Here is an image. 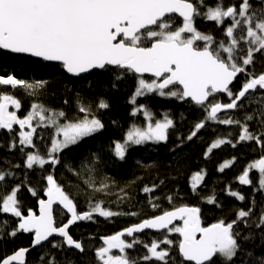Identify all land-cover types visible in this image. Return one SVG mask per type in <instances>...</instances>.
Wrapping results in <instances>:
<instances>
[{
	"label": "trees",
	"instance_id": "trees-1",
	"mask_svg": "<svg viewBox=\"0 0 264 264\" xmlns=\"http://www.w3.org/2000/svg\"><path fill=\"white\" fill-rule=\"evenodd\" d=\"M216 2L217 0H205L206 4L212 6ZM221 2L225 6L239 5L240 0ZM252 3L260 11V0H252ZM170 17L173 28L182 26V21L177 16ZM230 23V19H226L223 24L217 25L215 21H209L202 15L194 17V26L201 33L213 36L217 43L221 40L228 41L225 31ZM236 34L240 35V29L236 30ZM197 44L202 46L204 42L198 41ZM249 46L246 40L240 42V49L243 51L238 49L237 56L241 65L240 57L246 54ZM242 66L245 72L240 73L230 87L234 95L242 89L246 79L264 74V51L254 54L253 63ZM7 74L32 84L44 82L42 87H34L32 91L23 87H0V94L12 95L20 102L19 109L9 105L18 118H24L32 111L33 104L43 106L47 110L46 116L63 111L65 117H58L56 125L47 121L41 124L35 121L33 127L36 132L33 133L32 146L19 144L21 129L18 125H13L11 131L0 129V173L6 175V180L0 182V196L10 194L18 186L17 202L21 213L25 215L29 210L37 211V202L48 186L47 176L52 175L75 204L77 214L89 212L92 215L91 219L75 223L69 231L73 239L81 242L84 249L82 253L67 248L63 240L52 238L31 250L25 264H49L50 260H54L55 264H102L95 252L100 247H106L104 236L113 235L133 223L184 205L200 208L203 226L221 219L226 223L237 220L234 231L239 233L243 264H249V261L261 264L264 258V228L257 225L260 216L264 214V191L258 187L259 171L256 169L249 170V179L252 181L249 185L241 184L239 176L250 164L264 157V146L255 141H240L239 136L243 132L242 126H247L257 136L264 132V89L251 91L237 102V108L210 120L206 110L209 102L229 103L231 98L227 94L214 95L203 106H196L190 100L167 94L161 96L158 91L136 96L139 79L151 82L153 78L140 77L117 67L106 66L103 70L72 78L64 73L61 65L0 50V75ZM168 91L169 89L165 90L166 93ZM101 101L107 103L108 107L100 108ZM81 106L87 108L88 112H80ZM145 112L150 117L145 116ZM85 115L99 119L103 128L90 136L82 137L74 145L51 153L57 126L75 122ZM248 116L253 118L248 120ZM165 117L173 121L167 130L166 141L129 143L123 159L115 154V144L123 142L129 130L144 128L150 123L154 125L157 121L162 122ZM227 119L240 123H220V120ZM197 123H203L204 127L197 130ZM193 131L196 135L189 139ZM217 140L225 143L209 151ZM28 153H38L49 161L51 157H55L58 163L49 162L43 166L35 164L28 168ZM226 162H229V166L221 171V166ZM197 173L202 174L199 182L194 181ZM145 188L151 191L145 192ZM29 189L35 190L36 195ZM231 192L243 195L245 199L239 200L230 195ZM208 197H214L215 203L209 204ZM97 204L102 210L118 215H99L93 211ZM153 204L157 207H152ZM53 209L57 227L71 216L62 205ZM249 209L251 215L245 221H240L238 211ZM0 220L7 221L6 227L0 229V260L20 248L30 247L32 233L19 230L18 217L0 211ZM13 231H16L15 236L11 235ZM125 239L129 242L139 241L132 249L126 250L129 256L138 259L139 264H163L160 261L142 259L144 255H150L145 245L150 246L153 241L160 244L158 250L169 252L170 264H181L178 253L179 233L169 232L167 229L155 234L145 231L132 239ZM165 239L172 240L173 243L165 245L162 243ZM53 243L59 247L53 248ZM116 253H119L117 249H113L112 254Z\"/></svg>",
	"mask_w": 264,
	"mask_h": 264
},
{
	"label": "snow or ice",
	"instance_id": "snow-or-ice-1",
	"mask_svg": "<svg viewBox=\"0 0 264 264\" xmlns=\"http://www.w3.org/2000/svg\"><path fill=\"white\" fill-rule=\"evenodd\" d=\"M260 3L262 7L257 11L252 0H240L239 5L227 6L223 5L221 0H217L215 6L206 4L205 0H0V50L26 54L44 61L60 62L66 72L77 76L92 69H104L106 66H116L141 75L152 74L156 79L151 82L139 79L136 96L158 91L161 96L167 94L180 99L188 98L203 106L209 101V97L216 93H226L231 102H209L206 109L208 119L215 120L217 113L222 109L237 108V101L245 98L249 90L264 89V74L246 79L242 89L235 95L229 88L237 75L245 72L242 65L253 63L254 54L264 51V0H260ZM202 8L206 10L201 11ZM170 14L181 17L182 26L173 28ZM201 15L209 21H215L217 25L230 19L231 23L225 31L228 41L221 40L217 43L213 36L201 33L194 26V17ZM237 29H240L239 36L236 34ZM242 40H246L250 46L246 54L240 57L241 65L237 51H243L240 49ZM198 41H203L204 44L200 46ZM43 84L44 82L28 83L11 74L0 75V87L32 89L42 87ZM172 88L175 90H171ZM166 89H169L167 93ZM132 102H135L134 98ZM9 105L16 109L21 106L12 95L0 94V129L11 131L13 125H19V144L22 146L33 145L32 137L36 132L32 125L34 118L38 117L40 122L47 121L56 125L58 117H65L63 111L46 116L47 110L43 106L33 104L32 111L24 118H18L16 112L8 110ZM99 107L107 108L108 104L101 101ZM79 111L87 113L88 109L81 106ZM144 114L150 117L148 112ZM252 118L247 117L248 120ZM220 123L240 122L227 119L220 120ZM172 124L173 121L165 117L162 122L157 121L154 125L150 123L147 129L133 128L127 133L124 144H115V154L123 159L128 142L141 144L148 140L166 141L167 130ZM25 126L31 131H23ZM57 127L58 134L63 135V140L52 141L51 153L76 144L82 137L90 136L103 128V124L99 119H89L88 115H85L82 119ZM202 127L203 123L195 125L197 130ZM242 127L240 141H255L264 146V132L257 136L250 132L247 126ZM195 135L196 132L193 131L188 138L191 139ZM222 143L225 141H215L209 151ZM49 162L56 164L58 160L55 157H51L50 161L45 160L38 153L27 154L28 168L35 164L43 166ZM228 166L229 162H226L221 166V171ZM250 169L259 171L258 187L264 191V157L250 164L239 176L241 184L252 183L249 179ZM201 179V173L194 177L195 182ZM5 180L6 175L0 173V182ZM47 185V199L39 200V215L31 210L27 216L22 215L17 202L18 186L14 187L10 194L0 196V211L18 217L19 230L25 233L34 232V245H40L41 242L48 241L53 234H59L68 246L83 252L81 243L75 241L67 229L78 220L91 219V213L78 215L75 204L52 175L47 176ZM29 190L36 195L35 190ZM144 191L149 192L151 189L145 188ZM230 195L239 200L245 199L236 192H231ZM168 199L171 201V197ZM57 202L71 213V219L60 227L54 226L53 219V205ZM207 202L213 204L215 198L208 197ZM152 207L157 205L153 204ZM93 211L104 217L118 215L102 210L99 204ZM200 211L198 207L183 206L164 211L151 219H144L141 223L104 238L106 247H100L95 256L102 264H139L137 258L126 253L127 249H132L139 241L126 243L122 239L125 233L132 236L144 229H167L169 232L179 233L182 237L178 243L181 264H243L239 233L234 231L237 220L226 223L221 219L208 227H202ZM250 215L251 209L237 213L240 221H245ZM177 219L182 220L183 225L169 228ZM6 225L7 221L0 220V229ZM257 226L264 228V214L260 216ZM11 235L15 236L16 231ZM162 243L171 245L173 241L165 239ZM52 247L57 248L59 245L53 243ZM145 247L150 255H144L143 260L170 264L169 252L158 250L159 243L153 241L150 246ZM113 249H118L120 254H112ZM27 251L28 249L22 248L0 264H13V261L24 264ZM49 264H55V261L50 260ZM249 264L252 262L249 261ZM261 264H264V258Z\"/></svg>",
	"mask_w": 264,
	"mask_h": 264
},
{
	"label": "water",
	"instance_id": "water-1",
	"mask_svg": "<svg viewBox=\"0 0 264 264\" xmlns=\"http://www.w3.org/2000/svg\"><path fill=\"white\" fill-rule=\"evenodd\" d=\"M170 16H177L181 21H182V18L181 17H179L177 14H170ZM4 52H6V53H8V54H10L9 52H7V51H5V50H3ZM11 54H13V53H11ZM14 55H19V56H21V55H23V56H25V57H28V58H32V59H35V60H38V61H43V62H46V63H49V64H58V65H61L62 66V64L60 63V62H57V61H44V60H42L41 58H36V57H31V56H28V55H26V54H14ZM63 67V66H62ZM107 67H110V68H115L116 66H107ZM100 70H103V69H92V70H90V71H88V72H85V73H81L80 75H73V74H71V73H68V72H66V70L63 68V71H64V73H66L68 76H70V77H72V78H74V77H82V76H84V75H87V74H90V73H93L94 71H100ZM135 75H137V76H140V77H151V78H154V79H156L154 76H152V74H150V73H144V74H136V73H134ZM240 74V73H239ZM239 74L237 75V77L239 76ZM237 77L233 80V82L229 85V88L231 87V85L234 83V81L237 79ZM251 91H253V90H249V92L247 93V94H249V93H251ZM226 93H216L215 95H225ZM209 99H210V97H209ZM185 100H187V101H189L190 99H188V98H185ZM191 101V100H190ZM241 101V100H240ZM240 101H237V102H240ZM194 105H196V106H200V105H197L195 102H193V101H191ZM207 103V102H206ZM205 103V104H206ZM222 104V103H221ZM229 111H231V109H222L220 112H218L217 113V116H219V115H221V113H225V112H229ZM262 158V157H261ZM47 189V188H46ZM46 191V190H45ZM40 199H44V200H46L47 199V196L45 195V192L43 193V197L42 198H39V200ZM58 205H60L58 202L57 203H55L54 205H53V208L55 207V206H58ZM184 206H187V207H191V206H188V205H184ZM180 207H183V206H180ZM175 208H177V207H175ZM174 208V209H175ZM174 209H171V210H166V211H172V210H174ZM36 210L37 211H34V210H31V211H33L36 215H39V201L37 202V206H36ZM27 214H28V212L24 215V216H27ZM84 213L82 212L80 215H83ZM162 213H160V214H158V215H161ZM23 215V214H22ZM158 215H155V216H158ZM154 216V217H155ZM153 218V217H152ZM19 219V218H18ZM53 219H54V209H53ZM69 219H71V216L68 218V220ZM146 219H151V218H146ZM67 220V221H68ZM19 221H20V219H19ZM67 221L65 222V223H67ZM79 221H81V220H79ZM83 221V220H82ZM77 222V221H76ZM75 222V223H76ZM142 221H140V222H137V223H133V225H130V226H128V227H132V226H134L135 224H138V223H141ZM179 222H182V220H180V219H177V220H174L173 222H172V224L171 225H169V228L170 227H172V226H175V223H179ZM65 223H63V224H65ZM75 223H73L72 225H70L69 226V228L67 229V231L69 232L70 230H71V227L75 224ZM63 224L61 225V226H63ZM211 225V224H210ZM210 225H206V226H203V225H201L202 227H208V226H210ZM54 226H56L55 225V220H54ZM58 227H60V226H58ZM128 227H125V228H123L122 230H120V231H118V232H122V231H124L126 228H128ZM166 229H144V230H142L141 232H138V233H134L132 236H128L126 233H125V235L122 237V239H124L125 237H127V238H133L134 237V235H139V234H141V233H144L145 231H149V232H151V233H160V232H163V231H165ZM117 232V233H118ZM116 233H113V235H115ZM109 236H112V235H109ZM106 237H108V236H104L103 238H106ZM52 238H57V239H61V240H63V242H64V238L63 237H61V236H59V234H53L51 237H49V240H51ZM182 239V237H180V240ZM33 240H34V232H32V238H31V245H30V247H28V248H23V249H28V251L25 253V257H24V264H25V261H26V257H27V255L30 253V251L31 250H33V249H35V248H38V247H40L42 244H45L46 242H48V241H43V242H41V244L40 245H34L33 244ZM75 241H77L76 239H74ZM104 240V239H103ZM77 242H80V241H77ZM81 243V242H80ZM64 244H65V246L67 247V248H69V249H73V250H76V251H78L79 253H82V252H80V250H77V249H75L74 247H71V246H68L65 242H64ZM20 249H22V248H20ZM20 249H18V250H20ZM18 250H16V251H18ZM16 251H14V252H12L9 256H11V255H13ZM8 257V256H7ZM7 257H5V258H7ZM5 258H3L2 260H0V262H2ZM187 263V262H186ZM13 264H19V262L18 261H13ZM191 264H194V262H191Z\"/></svg>",
	"mask_w": 264,
	"mask_h": 264
},
{
	"label": "rangeland",
	"instance_id": "rangeland-1",
	"mask_svg": "<svg viewBox=\"0 0 264 264\" xmlns=\"http://www.w3.org/2000/svg\"><path fill=\"white\" fill-rule=\"evenodd\" d=\"M230 22H231V20H230ZM9 87H11V86H9ZM29 90V89H28ZM31 91L33 90V89H30ZM149 117V116H148ZM89 118V117H88ZM89 119H91V118H89ZM35 121L37 122V123H39V124H41V123H43V122H40L39 121V118L38 117H36V118H34L33 119V121H32V125H33V123H35ZM19 126V125H18ZM147 127H148V125L146 126V127H144V128H140V129H147ZM20 128V127H19ZM133 129V128H132ZM131 129V130H132ZM23 131H31V129H29L27 126H25V128L23 129ZM130 131V130H129ZM127 137V136H126ZM126 137H125V139L123 140V142H120L121 144H124L125 143V140H126ZM54 140H60V141H62L63 140V135H62V133H59L58 134V129L56 130V137L54 138ZM151 140H148V141H144L143 143H145V142H150ZM129 143H131V142H128V144ZM127 144V145H128ZM127 145H126V147H127ZM126 149V148H125ZM183 223V222H182ZM125 242L126 243H131V242H129V241H126L125 240ZM117 252H119V250L117 249ZM116 254H119V253H116Z\"/></svg>",
	"mask_w": 264,
	"mask_h": 264
},
{
	"label": "bare ground",
	"instance_id": "bare-ground-1",
	"mask_svg": "<svg viewBox=\"0 0 264 264\" xmlns=\"http://www.w3.org/2000/svg\"><path fill=\"white\" fill-rule=\"evenodd\" d=\"M153 79H154V78H153ZM222 104H223V103H222ZM256 170H257V169H256ZM257 171H258V170H257ZM81 213H82V212H81ZM83 213H89V212H83ZM79 215H80V214H79ZM78 221H79V220H78ZM78 221H77V222H78ZM81 221H82V220H81ZM81 221H80V222H81ZM77 222H76V223H77ZM182 222H183V221H182ZM182 222L175 223V225H176V224H182V225H183V223H182ZM132 225H133V224H132ZM182 225H181V226H182ZM201 225H203V223H202V222H201ZM129 226H130V225H129ZM172 227H173V226H172ZM172 227H170V228H172ZM119 231H120V230H119ZM117 232H118V231H117ZM117 232H115V233H117Z\"/></svg>",
	"mask_w": 264,
	"mask_h": 264
},
{
	"label": "flooded vegetation",
	"instance_id": "flooded-vegetation-1",
	"mask_svg": "<svg viewBox=\"0 0 264 264\" xmlns=\"http://www.w3.org/2000/svg\"><path fill=\"white\" fill-rule=\"evenodd\" d=\"M8 110L11 111V108H8ZM30 233H32V232H30ZM124 240H126V239H124ZM126 241H127V240H126Z\"/></svg>",
	"mask_w": 264,
	"mask_h": 264
}]
</instances>
